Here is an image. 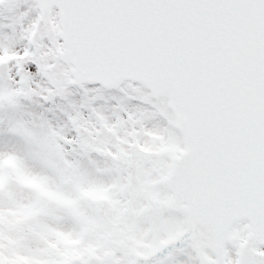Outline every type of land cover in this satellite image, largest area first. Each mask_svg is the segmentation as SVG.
<instances>
[{"label": "snow or ice", "instance_id": "snow-or-ice-1", "mask_svg": "<svg viewBox=\"0 0 264 264\" xmlns=\"http://www.w3.org/2000/svg\"><path fill=\"white\" fill-rule=\"evenodd\" d=\"M0 264H264V0H0Z\"/></svg>", "mask_w": 264, "mask_h": 264}]
</instances>
